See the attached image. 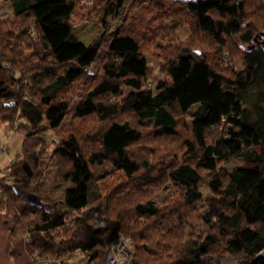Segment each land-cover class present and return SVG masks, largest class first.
<instances>
[{
	"label": "trees",
	"instance_id": "obj_1",
	"mask_svg": "<svg viewBox=\"0 0 264 264\" xmlns=\"http://www.w3.org/2000/svg\"><path fill=\"white\" fill-rule=\"evenodd\" d=\"M9 1L15 18H0V122L22 136L16 161L0 173L9 239L28 237L37 256L70 255L76 264H104L122 237L133 244L130 264H220L224 253L264 264V48L228 52L232 36L245 45L264 29V0H143L156 13L171 3L190 28L154 86L142 51L152 39L111 32L104 19L125 0H95L101 8L89 12L104 31L87 44L70 22L79 0ZM66 115L52 155L70 185L54 200L34 171L43 135ZM235 158L243 163L225 171ZM108 176L117 183L102 191ZM160 190L172 192L163 200L153 194Z\"/></svg>",
	"mask_w": 264,
	"mask_h": 264
},
{
	"label": "rangeland",
	"instance_id": "obj_2",
	"mask_svg": "<svg viewBox=\"0 0 264 264\" xmlns=\"http://www.w3.org/2000/svg\"><path fill=\"white\" fill-rule=\"evenodd\" d=\"M93 3L95 6L93 5ZM254 3L255 1L253 2V4H250L251 9L255 8ZM164 4V7H166L165 13H163V11L161 10H158L161 12L156 13L154 4L150 2H145L143 0H125L116 14H108L104 18L107 20V23L109 22L108 24L111 29L109 30L111 32H115L116 29L119 28L121 29L120 32L125 31L128 34H136V36L139 38L146 37L152 39V42L149 43L143 44L142 42V51L145 53V57L148 61L149 66L151 67L153 76L151 84L153 86L157 80L165 78V74L160 70L161 62L163 61L164 56L167 55L169 51H172L175 48V45H177L180 41L186 39L190 35L189 24L186 22L180 23L182 19L185 20V18L187 17L183 14L184 12L176 11V13L172 15L173 12L171 11V3L165 1ZM91 6H94L95 9L101 8L100 5L95 2V0H79L77 6L71 13L70 19L75 34L77 35L78 39L85 44L98 39L102 35L101 33L104 31V22L100 19V17L89 12V8H91ZM254 13L259 14V11H254ZM262 13H264V11H261V14ZM166 16L170 17L166 18ZM0 18H15L12 4L9 0H0ZM169 30L172 31L168 33ZM260 30L264 29H259L257 31ZM107 35H110L111 37L113 34L109 33ZM231 38V40L228 39L230 48L232 46V49H228L229 58H241L243 51L240 48V38L236 36H232ZM205 41L207 42V45L210 46V42L207 40ZM185 42L187 46H190L191 41L186 40ZM198 43V41H195L191 45L192 48H197L198 46H195L194 44ZM102 47L104 49L107 47V45L103 44ZM100 57H98L97 59L99 60ZM92 72L93 70L90 69L89 73ZM129 90L130 87H123V92L125 94ZM77 95H75L74 98H77ZM67 119L68 116L66 115L60 128H58L56 131H49L43 135L44 138L48 140V142H46L47 146L42 155V160L40 161V164L35 167L34 171V183L40 185L43 184L42 186L45 188L48 197H51L54 200L61 199L64 193L63 189L70 185V183L63 182L57 177L54 158L52 155L54 143L64 135L68 122ZM21 140V134L16 131L14 132L5 122H0V172L3 173L4 167L9 166L16 161L15 155L21 148ZM2 146L4 147L3 150L1 149ZM242 163V159L235 158L229 163L224 164L223 168L225 171H230L233 168L241 165ZM117 180L118 177L116 176H108L105 181L99 182V184L102 186V191H105L112 187L111 183H117ZM200 187L204 193H207V186L205 182H202ZM137 191L138 193H140V190ZM168 192L171 193L172 191H153V194L159 197H163L164 200V198L168 196ZM113 249L114 252H117L119 254V264H130L133 250V244L130 240L124 239L123 237L120 238V241L116 245L112 246L111 251ZM122 249H126L127 253L122 252ZM77 253L78 252H76L75 254ZM69 256L70 255H65L64 258ZM221 257L222 259L220 264H241L235 258V256L230 253H224ZM108 259L110 258L108 257Z\"/></svg>",
	"mask_w": 264,
	"mask_h": 264
},
{
	"label": "crops",
	"instance_id": "obj_3",
	"mask_svg": "<svg viewBox=\"0 0 264 264\" xmlns=\"http://www.w3.org/2000/svg\"><path fill=\"white\" fill-rule=\"evenodd\" d=\"M2 146V150H3ZM5 215L0 210V264H44V259L37 256L25 238L11 241L4 227ZM49 264H76L74 258L66 257L51 260Z\"/></svg>",
	"mask_w": 264,
	"mask_h": 264
},
{
	"label": "water",
	"instance_id": "obj_4",
	"mask_svg": "<svg viewBox=\"0 0 264 264\" xmlns=\"http://www.w3.org/2000/svg\"><path fill=\"white\" fill-rule=\"evenodd\" d=\"M173 1L187 3V2L195 1V0H173ZM258 37H260V40ZM258 41L261 42V47L264 48V31H259V32L255 33V35L251 39V43L249 45H244V44L240 45V48L249 50ZM12 188L16 194H20V195L24 196V198L28 201L29 204L34 205V206H41L42 205L40 195H38L34 192H31V191H26L25 189L20 188L16 184H13ZM46 205L47 204H44V206H46ZM108 257L111 258V254H109Z\"/></svg>",
	"mask_w": 264,
	"mask_h": 264
},
{
	"label": "built area",
	"instance_id": "obj_5",
	"mask_svg": "<svg viewBox=\"0 0 264 264\" xmlns=\"http://www.w3.org/2000/svg\"><path fill=\"white\" fill-rule=\"evenodd\" d=\"M1 173V172H0ZM26 240H28V237L25 238ZM124 248V247H122ZM122 252L127 253L126 249H122ZM112 258L108 259L104 264H119V257H118V253L114 252V249L112 250ZM50 261L49 260H44V264H49Z\"/></svg>",
	"mask_w": 264,
	"mask_h": 264
},
{
	"label": "flooded vegetation",
	"instance_id": "obj_6",
	"mask_svg": "<svg viewBox=\"0 0 264 264\" xmlns=\"http://www.w3.org/2000/svg\"><path fill=\"white\" fill-rule=\"evenodd\" d=\"M254 35H255V34H254ZM254 35H253V36H254ZM258 38H259V40H260V37H258ZM250 43H251V40H250L249 42H247L245 45H249ZM240 45H241V44H240ZM257 46H258V47H261V42H260V41L256 42L255 45H254L253 47H257ZM253 47H252V48H253ZM241 49H242V48H241ZM242 50H246V49H242ZM249 50H251V49H249Z\"/></svg>",
	"mask_w": 264,
	"mask_h": 264
}]
</instances>
